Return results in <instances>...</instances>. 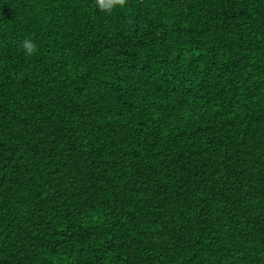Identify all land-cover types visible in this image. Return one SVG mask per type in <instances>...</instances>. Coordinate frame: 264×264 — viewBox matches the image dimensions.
<instances>
[{
    "label": "trees",
    "instance_id": "trees-1",
    "mask_svg": "<svg viewBox=\"0 0 264 264\" xmlns=\"http://www.w3.org/2000/svg\"><path fill=\"white\" fill-rule=\"evenodd\" d=\"M0 264H264V0H0Z\"/></svg>",
    "mask_w": 264,
    "mask_h": 264
},
{
    "label": "clouds",
    "instance_id": "clouds-1",
    "mask_svg": "<svg viewBox=\"0 0 264 264\" xmlns=\"http://www.w3.org/2000/svg\"><path fill=\"white\" fill-rule=\"evenodd\" d=\"M96 3L101 11L111 13L117 6L123 8L127 0H96ZM21 47L25 55L32 56L38 50V45L30 38H25L21 42Z\"/></svg>",
    "mask_w": 264,
    "mask_h": 264
}]
</instances>
